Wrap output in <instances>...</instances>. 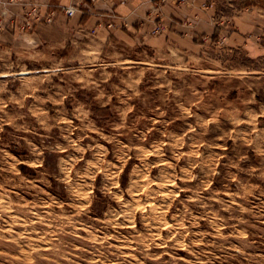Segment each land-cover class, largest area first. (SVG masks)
Returning <instances> with one entry per match:
<instances>
[{
    "label": "rangeland",
    "instance_id": "obj_1",
    "mask_svg": "<svg viewBox=\"0 0 264 264\" xmlns=\"http://www.w3.org/2000/svg\"><path fill=\"white\" fill-rule=\"evenodd\" d=\"M143 4L150 34L182 6ZM250 6L251 30L203 52L66 38L0 56V264H264V0Z\"/></svg>",
    "mask_w": 264,
    "mask_h": 264
},
{
    "label": "crops",
    "instance_id": "obj_2",
    "mask_svg": "<svg viewBox=\"0 0 264 264\" xmlns=\"http://www.w3.org/2000/svg\"><path fill=\"white\" fill-rule=\"evenodd\" d=\"M74 1L20 0L21 3L10 4L4 10L0 7V23L2 21L0 56L14 54L16 57H26L28 54L36 53L38 51L36 48L40 45L51 43L54 39L64 47L66 38L70 39L71 47L76 49L81 44L91 43L89 40H98L102 45L106 42L110 45L114 44L113 42L145 45L152 48L155 53L203 52L207 48L210 36L218 29L223 31L231 24L235 26L236 31L245 32L246 25L251 30V20L244 17L246 13L242 12L243 10L240 12L237 9L248 4L249 10L250 4L257 2V0H187L181 8L175 10L163 7L159 9L157 20L163 29L159 34H150L156 17L151 15L152 11L147 9L148 6L141 5L140 0H128L125 4L117 1L111 4L97 2L94 14L83 11L68 17L62 8ZM85 3V7H91L88 1ZM33 8L36 11L32 12ZM111 10L118 18L116 25L108 29L105 26L107 19L103 17ZM29 12L36 22L31 29L24 24V20H28ZM98 14L99 16H96ZM101 15L103 17H100ZM122 21L127 23L126 28L120 27L119 23ZM216 24H219V27H216Z\"/></svg>",
    "mask_w": 264,
    "mask_h": 264
},
{
    "label": "built area",
    "instance_id": "obj_3",
    "mask_svg": "<svg viewBox=\"0 0 264 264\" xmlns=\"http://www.w3.org/2000/svg\"><path fill=\"white\" fill-rule=\"evenodd\" d=\"M15 0L11 1L10 3H13ZM92 2H103L105 4H111V3H115V1H117L118 3H126L128 0H91ZM141 1V4L144 5L143 3H146V2H149V3H152L154 0H140ZM158 5L159 6H165L166 4H169V3H172V4H175V6H181L183 4L186 3L187 0H156ZM1 2V1H0ZM82 3H83V0H75L72 4H70L69 6H67L64 11L65 13L68 15V16H72L74 15L76 12H82ZM89 12L92 13V10H89ZM110 17V23H109V26H112L113 25V22L116 18V16L112 13H110L108 15ZM24 24L26 26H28V20H24ZM121 23H124V25H126V22L125 21H122ZM162 26L157 24L156 25V28L154 30V32H160L162 30Z\"/></svg>",
    "mask_w": 264,
    "mask_h": 264
},
{
    "label": "trees",
    "instance_id": "obj_4",
    "mask_svg": "<svg viewBox=\"0 0 264 264\" xmlns=\"http://www.w3.org/2000/svg\"><path fill=\"white\" fill-rule=\"evenodd\" d=\"M24 166H21V168H23Z\"/></svg>",
    "mask_w": 264,
    "mask_h": 264
}]
</instances>
